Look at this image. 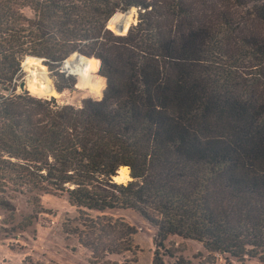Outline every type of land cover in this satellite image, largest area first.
Segmentation results:
<instances>
[{
    "label": "trees",
    "instance_id": "1",
    "mask_svg": "<svg viewBox=\"0 0 264 264\" xmlns=\"http://www.w3.org/2000/svg\"><path fill=\"white\" fill-rule=\"evenodd\" d=\"M130 7L125 34L106 28ZM74 52L104 78L100 99L16 92L28 56L75 90L60 70ZM46 193L83 215L70 234L88 264L132 252L118 210L155 229L151 264L176 235L263 261L264 0H0V205Z\"/></svg>",
    "mask_w": 264,
    "mask_h": 264
},
{
    "label": "rangeland",
    "instance_id": "2",
    "mask_svg": "<svg viewBox=\"0 0 264 264\" xmlns=\"http://www.w3.org/2000/svg\"><path fill=\"white\" fill-rule=\"evenodd\" d=\"M130 14V25L136 24L137 11L136 14L130 11ZM38 64H42V60ZM35 66L32 64L30 68L34 69ZM45 69L54 90L50 70L47 66ZM29 71H22L21 78L26 77ZM86 75H89L87 80L74 74L77 83L73 91L57 93L54 90L56 93L51 95L33 92L31 89L26 91L38 97L54 95L60 103L71 105H78L81 99L87 97L100 99L105 88L104 78L99 75V70ZM93 85L100 87V93L91 91ZM128 172L116 182H126L129 179ZM2 197L8 202L0 205V264H88L90 252L78 244L77 235L70 234L75 227H81L83 215L75 206L70 205L65 195L42 194L38 196L39 203L32 205L28 195L11 194ZM88 214L95 216L96 212ZM113 216L124 217L136 229V233L132 236V252L110 256V259L117 264H151L155 249V229L129 210L115 211ZM160 251L164 254L162 259L165 264H172L177 258H182L186 264H264V260L261 261L258 256L236 258L227 253H210L194 239H183L177 235L169 236ZM262 255L264 257V253Z\"/></svg>",
    "mask_w": 264,
    "mask_h": 264
},
{
    "label": "bare ground",
    "instance_id": "3",
    "mask_svg": "<svg viewBox=\"0 0 264 264\" xmlns=\"http://www.w3.org/2000/svg\"><path fill=\"white\" fill-rule=\"evenodd\" d=\"M122 14L120 15L118 12L115 13L110 22H109V26H112V23L115 20H118L120 18H122ZM131 20V14L129 12V14H127L125 16V20H124V24H123V30L125 29V27L130 24L129 21ZM126 30V29H125ZM32 64L37 65L35 66L34 69H31L30 66H32ZM23 68L24 70L30 69V71L26 74V83H27V89H31L33 90V92H39L42 94H54V90L52 89L53 87L50 84V80L48 78V76L46 75L45 71V66L42 64H38V61L34 60V58H26L23 62ZM88 70V64L85 63V65H77L76 68L73 70L74 74L80 77H83L84 79H88V76L86 75ZM92 83V82H91ZM87 84V83H86ZM91 86V85H89ZM95 85H93L91 88V91H94L95 93H100L99 88L94 87ZM93 93V92H92ZM41 95V94H40ZM128 171L127 167H121L119 170V176H117L115 178L116 181L120 180V177L125 175V173Z\"/></svg>",
    "mask_w": 264,
    "mask_h": 264
},
{
    "label": "water",
    "instance_id": "4",
    "mask_svg": "<svg viewBox=\"0 0 264 264\" xmlns=\"http://www.w3.org/2000/svg\"><path fill=\"white\" fill-rule=\"evenodd\" d=\"M132 12V13H135L136 14V8L134 7H130L128 8L127 10H125L124 12H122V18L118 19V20H115L113 23H112V26L110 27L109 26V22L111 20V18L108 20V22L106 23V28L112 30L113 32L117 33V35H122V34H125L129 28V24L126 28L125 31H123V24H124V20H125V16L127 14H129V12ZM26 58H34V57H26ZM25 58V59H26ZM91 58V57H86L84 56L83 54L79 53V52H74L72 53L71 55H69L68 57H66L62 63H61V66H60V70L61 71H64L66 72V74H69V75H74V69L76 68L77 65H85L86 61ZM24 59V60H25ZM34 60H37V61H41L42 59H39V58H34ZM24 62V61H23ZM23 62H22V69L23 71L24 68H23ZM52 86V85H51ZM27 83H26V77H22L19 81H18V86L16 87V91L17 93H23L24 91L27 90ZM56 93V92H55ZM54 97V95H52ZM118 176V172H117V175L115 176H111V178L113 179L114 182H116L115 178Z\"/></svg>",
    "mask_w": 264,
    "mask_h": 264
}]
</instances>
